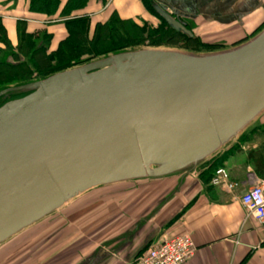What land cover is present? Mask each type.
Returning <instances> with one entry per match:
<instances>
[{"label": "water", "instance_id": "1", "mask_svg": "<svg viewBox=\"0 0 264 264\" xmlns=\"http://www.w3.org/2000/svg\"><path fill=\"white\" fill-rule=\"evenodd\" d=\"M0 99V247L95 189L178 177L149 219L264 113V27L214 53L108 54Z\"/></svg>", "mask_w": 264, "mask_h": 264}, {"label": "crops", "instance_id": "2", "mask_svg": "<svg viewBox=\"0 0 264 264\" xmlns=\"http://www.w3.org/2000/svg\"><path fill=\"white\" fill-rule=\"evenodd\" d=\"M26 1L0 0V19L9 42L17 45V23L25 22L29 33L52 34L54 48L65 36L62 20L29 16ZM149 3L157 13L160 9L187 31L191 29L193 37L202 43L224 49L244 43L264 27V0ZM112 13L122 21L146 22L154 27L159 22L143 0H90L73 16H88L94 24L104 22ZM215 164L227 172L237 188L229 192L202 182L198 171L189 173L179 194L169 200V219L165 210L136 220L133 229H123L86 264H132L139 252L154 247L164 237L183 234L191 237L196 250L185 264H264V229L240 203V197L264 178V113L218 155ZM172 179L176 183L178 177Z\"/></svg>", "mask_w": 264, "mask_h": 264}, {"label": "trees", "instance_id": "3", "mask_svg": "<svg viewBox=\"0 0 264 264\" xmlns=\"http://www.w3.org/2000/svg\"><path fill=\"white\" fill-rule=\"evenodd\" d=\"M89 1L65 0L64 5L62 0L26 1L29 16L62 20L60 24L65 36L54 48L51 47L52 34L47 31L29 33L25 22L17 23V45L13 47L0 19V90L41 79L108 54L143 47L171 46L175 39L199 43L204 52L221 49L218 45L200 43L197 38L172 28L151 8L149 0H143V3L158 19L155 27L146 22L122 21L113 13L104 22L94 24L88 16L74 17L73 14L83 10ZM191 51L199 52L194 48ZM6 101L0 99V106ZM217 158L215 156L197 169L202 182L210 184L219 169L215 164Z\"/></svg>", "mask_w": 264, "mask_h": 264}, {"label": "rangeland", "instance_id": "4", "mask_svg": "<svg viewBox=\"0 0 264 264\" xmlns=\"http://www.w3.org/2000/svg\"><path fill=\"white\" fill-rule=\"evenodd\" d=\"M160 47L195 54L229 49L204 52L199 43L186 39ZM174 184V179L167 178L90 191L0 247V264H86L104 244L117 239L119 232L133 229L136 220L159 206ZM165 210L169 219V200L159 209Z\"/></svg>", "mask_w": 264, "mask_h": 264}, {"label": "built area", "instance_id": "5", "mask_svg": "<svg viewBox=\"0 0 264 264\" xmlns=\"http://www.w3.org/2000/svg\"><path fill=\"white\" fill-rule=\"evenodd\" d=\"M210 185L233 191L237 184L230 182L224 169L215 171ZM240 203L264 229V178L240 197ZM195 246L187 234L164 237L157 245L147 249L134 264H185L195 255Z\"/></svg>", "mask_w": 264, "mask_h": 264}]
</instances>
